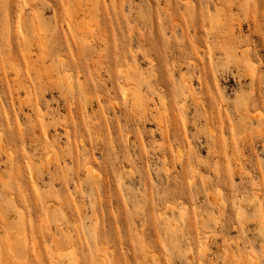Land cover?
Instances as JSON below:
<instances>
[{"label":"rangeland","instance_id":"rangeland-1","mask_svg":"<svg viewBox=\"0 0 264 264\" xmlns=\"http://www.w3.org/2000/svg\"><path fill=\"white\" fill-rule=\"evenodd\" d=\"M102 262L264 264V0H0V264Z\"/></svg>","mask_w":264,"mask_h":264},{"label":"bare ground","instance_id":"bare-ground-1","mask_svg":"<svg viewBox=\"0 0 264 264\" xmlns=\"http://www.w3.org/2000/svg\"><path fill=\"white\" fill-rule=\"evenodd\" d=\"M22 8V7H21ZM21 12H22V10H21ZM22 14V13H21ZM20 13H19V15H21ZM99 15V14H98ZM20 23H21V21H19ZM253 69V68H252ZM255 70V69H254ZM65 78V77H64ZM70 86H71V84H70ZM72 87V86H71ZM125 89V88H124ZM124 94H126V92L124 93ZM127 95V94H126ZM127 98H128V96H127ZM117 106V105H116ZM184 110V109H183ZM121 112V111H120ZM186 127V126H185ZM47 133V132H46ZM5 149V148H4ZM177 153H179V152H177ZM180 153H181V151H180ZM179 153V154H180ZM179 156V155H178ZM177 156V157H178ZM72 161V160H71ZM89 166V165H88ZM90 167V166H89ZM89 170V169H88ZM167 171V170H166ZM32 172V171H31ZM191 184V183H190ZM52 205V204H51ZM224 205V204H223ZM170 206V205H169ZM169 206H166V207H169ZM172 207H169V208H167V209H171ZM174 208V207H173ZM172 210V209H171ZM197 210V209H196ZM184 214H186V211H185V213ZM183 216V215H182ZM244 221V220H243ZM95 232H96V230H95ZM210 238V237H209ZM207 242V241H206ZM207 244V243H206ZM190 245V244H189ZM106 248V247H105ZM204 248H206V247H204ZM192 248H190V250H191ZM107 250H109V249H107ZM200 250V249H199ZM112 251V250H111ZM205 252V251H204ZM113 254V253H112ZM152 256V255H151ZM61 257V256H60ZM101 258V257H100ZM100 261H103V262H105V258H102ZM171 261V260H170ZM102 262V263H103ZM56 264V263H55ZM104 264V263H103ZM171 264V263H170ZM201 264V263H200Z\"/></svg>","mask_w":264,"mask_h":264}]
</instances>
